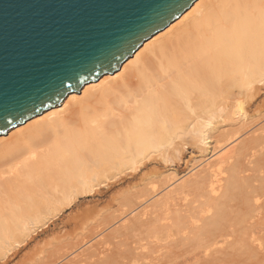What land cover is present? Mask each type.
Listing matches in <instances>:
<instances>
[{"label": "bare ground", "instance_id": "1", "mask_svg": "<svg viewBox=\"0 0 264 264\" xmlns=\"http://www.w3.org/2000/svg\"><path fill=\"white\" fill-rule=\"evenodd\" d=\"M263 88L264 0H195L117 71L0 135V254L29 222L103 179L135 171L153 154L175 163L188 146L202 149L219 123L213 120L246 115ZM260 118L243 116L234 131L216 137L220 143L231 134L220 145L234 143L233 156L222 154L226 166L207 163L187 186L168 193L182 187L195 199L205 197L189 232L208 233L212 247L233 245L242 230L245 254L261 250L254 235L264 224V124L251 127ZM129 222L125 228L154 221L134 215ZM182 225L164 222L160 229L180 233ZM138 248L121 253L124 264L137 259Z\"/></svg>", "mask_w": 264, "mask_h": 264}, {"label": "rangeland", "instance_id": "2", "mask_svg": "<svg viewBox=\"0 0 264 264\" xmlns=\"http://www.w3.org/2000/svg\"><path fill=\"white\" fill-rule=\"evenodd\" d=\"M257 97L254 104L246 108L247 114L243 115L252 116V119L261 117L258 120L261 124L257 122L254 127L251 126L253 129L264 124V88ZM243 116L230 117L236 118L235 121L227 118L229 122L224 117V122L222 118L213 120V125L217 120L219 123L211 129L207 144L202 149L188 146L175 163L165 162L153 154L137 170H126L107 177L96 183L91 191L71 196L67 203L57 204V208L39 222H29L17 242L5 241L0 264H124L121 253L138 247L134 250L137 254L133 255L137 259L131 264H264V224L254 235L255 238L260 237L261 243V250L255 256L245 254L249 252L244 242L240 241V237L244 236L242 230L237 232L233 245L219 243L212 247L206 244L208 233L189 232L193 227L191 221L206 207L202 204L205 197L195 199L187 192L183 193L182 187L168 195L173 186H187L188 180L193 179L192 176L207 163L214 161L217 167L227 165L228 159L222 154L228 150L233 156L234 143L224 149L220 145L231 134L219 139L220 143L216 137L234 131L238 126L236 120L243 119ZM250 128L247 130L252 131ZM127 193H131L130 199H126ZM144 208L147 214H142ZM228 213L233 217L236 211L229 210ZM134 215L140 222L150 219L154 222H148L143 227L134 224L125 228L133 223L129 219ZM164 222L181 225L184 222V231L168 234L161 230ZM208 247L211 249L206 250ZM140 253L149 255L150 259L162 253L164 259L151 261Z\"/></svg>", "mask_w": 264, "mask_h": 264}, {"label": "water", "instance_id": "3", "mask_svg": "<svg viewBox=\"0 0 264 264\" xmlns=\"http://www.w3.org/2000/svg\"><path fill=\"white\" fill-rule=\"evenodd\" d=\"M195 0H0V135L117 71Z\"/></svg>", "mask_w": 264, "mask_h": 264}]
</instances>
